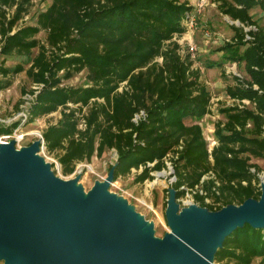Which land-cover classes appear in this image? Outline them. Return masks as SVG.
<instances>
[{"label":"trees","instance_id":"obj_1","mask_svg":"<svg viewBox=\"0 0 264 264\" xmlns=\"http://www.w3.org/2000/svg\"><path fill=\"white\" fill-rule=\"evenodd\" d=\"M33 1L0 0V55L21 59L13 67L0 63V91L24 73L35 89L22 90L33 96L23 122L59 112L41 137L63 174L112 150L113 182L136 169L134 182L142 183L169 161L176 198L197 186L204 195L197 191L194 202L217 210L259 197L260 167L252 160L264 161V28L249 12L259 8L264 18V0H214L220 13L242 25L231 26L232 43L221 51L246 75L235 76L226 95L248 106L220 110L211 150L200 126L211 94L174 40L186 34L194 15L190 0H44L49 5L36 23L19 25ZM248 27L254 30L244 32ZM42 32L44 43L37 38ZM82 71L84 86L63 85ZM21 122L0 127V135ZM223 260L264 264V229L244 224L233 230L215 253L214 261Z\"/></svg>","mask_w":264,"mask_h":264},{"label":"water","instance_id":"obj_2","mask_svg":"<svg viewBox=\"0 0 264 264\" xmlns=\"http://www.w3.org/2000/svg\"><path fill=\"white\" fill-rule=\"evenodd\" d=\"M43 140L17 148L0 142V262L2 264H212L223 241L244 224L264 229V181L259 197L209 210L180 206L168 188L169 230L154 225L128 200L109 191L107 175L85 191L79 176L63 179L39 155Z\"/></svg>","mask_w":264,"mask_h":264},{"label":"rangeland","instance_id":"obj_3","mask_svg":"<svg viewBox=\"0 0 264 264\" xmlns=\"http://www.w3.org/2000/svg\"><path fill=\"white\" fill-rule=\"evenodd\" d=\"M189 2L197 8V14L195 13L194 18L195 26L189 29L186 34L174 40L180 45L183 56L186 54L190 55L191 60L194 62L193 68L200 71L201 80L211 94L210 114L201 119L200 126L208 148L212 149L216 143L213 136L214 126L218 121L223 120L220 110L233 105L240 106L241 104H237L227 97L226 88L235 84V76H239L241 79L245 78L243 65L225 61L224 56L227 53L226 51H221V48L232 43L233 30L231 26L240 27V24L238 26L236 23L233 24L227 16L220 13L214 0H190ZM48 5V1L34 0L28 15L23 18L19 25H34L37 15L44 11ZM249 14L257 22L258 26L264 28L263 13L259 8L250 10ZM45 36V33L42 32L37 38L44 43ZM188 44H192L196 48L194 54L189 53ZM2 62H4L6 67H13L21 63V59L19 57L5 58L0 55V63ZM11 81L12 85L8 89L0 91V127L14 123L18 114L26 111L29 102L33 98L29 93L26 95L22 94V90L29 92L35 89V87L31 86L24 73L13 76ZM85 84L86 71H82L73 78L63 82L64 86L71 87H82ZM20 101L23 103L18 106ZM59 117V112H55L31 124L26 125L21 122L15 129L16 137L13 140L15 141V146L17 148L26 147L35 140L42 141L41 133L49 125L55 124ZM2 121L6 123H1ZM39 155L51 164V169L59 177L72 179L79 176L77 183L81 184L85 191H88L95 181L102 180L107 175L108 166L115 164L116 161V153L111 150L107 151L102 158L93 157L89 164L85 162L78 163L72 173L63 174L60 164L57 162L56 153L49 154L43 147L40 149ZM252 161L259 165L258 177L260 181H264V161ZM167 163L169 164V161ZM168 164L164 169L152 172L153 178L147 179L142 183L134 182V176L139 170L132 169L131 173L118 178L109 186L110 192L126 198L137 212L153 223L155 235L158 237H161L169 230L164 211L168 198L167 190L172 187L175 178L171 174L172 171L170 172L169 165L171 164ZM192 200L191 193L186 190L182 196L177 198L180 206H182L183 202L186 203ZM257 261L258 259L254 263ZM225 263L226 260L212 262V264ZM0 264L2 263L0 262ZM230 264L233 263L230 262Z\"/></svg>","mask_w":264,"mask_h":264},{"label":"built area","instance_id":"obj_4","mask_svg":"<svg viewBox=\"0 0 264 264\" xmlns=\"http://www.w3.org/2000/svg\"><path fill=\"white\" fill-rule=\"evenodd\" d=\"M192 5H193V4H192ZM193 7H194V9H195V12H194V15L188 20L187 31H189V29H191V28H194V26H195L194 18H195V13L197 14V11H196L197 8H195L194 5H193ZM232 23H233V24L236 23L237 26H238V24H239L238 21H232ZM239 26L242 27V25H239ZM243 30H244V32H247V31H249V30H254V27L244 28ZM186 33H187V32H186ZM250 39H251L250 36L245 35V40H250ZM187 49H188V51H189L190 54H194V52L196 51V48H195L192 44H188V48H187ZM236 77H238V78L241 79V77H239V76H236ZM232 101L235 102V103H237V104H239L237 101H234V100H232ZM244 103H245V104H244ZM241 104H243V105H248V102H247V101H242ZM141 116H144L143 112H140L139 115H137V116L135 117V119H133V121L136 122L137 119H139ZM24 119H26V112H21V113L18 114V117L15 118V122H17L18 120H20V121L23 122ZM1 123H6V122L2 121ZM263 128H264V127H263ZM15 137H16V132H15V130H13L12 133H10V134L0 135V142L8 143L9 141L14 140ZM209 150H211V149H209ZM167 164H168V163L166 162V165H167ZM169 164H170V163H169ZM169 164H168V165H169ZM169 167H170V172L173 171L172 165H169ZM251 170L254 171L253 168H251ZM171 173H172V172H171ZM172 176H173V175H172ZM173 178H175V177L173 176ZM243 183H245V182H243ZM181 188H183V186H182ZM185 190H186L187 192H190V193H191V195H192V197H193V200H192V201H188V202H186V203L183 202V203H182V206H187V205L190 204V203H195V202H194V194H195L197 191L199 192V194L204 195V192H203L201 189H199L197 186H196L194 189H186V188H185ZM205 202L209 203L210 201H209L208 198H205ZM196 204H197V203H196Z\"/></svg>","mask_w":264,"mask_h":264}]
</instances>
